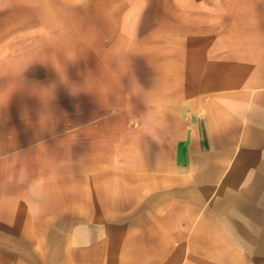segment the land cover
I'll list each match as a JSON object with an SVG mask.
<instances>
[{
    "label": "rangeland",
    "instance_id": "374dc122",
    "mask_svg": "<svg viewBox=\"0 0 264 264\" xmlns=\"http://www.w3.org/2000/svg\"><path fill=\"white\" fill-rule=\"evenodd\" d=\"M228 1L217 6L224 20L216 22L217 29L208 28L207 37L194 32L181 37L180 32L166 38L155 37L152 27L156 16L174 12L168 0H0V68L7 62L25 63L33 78L46 84L48 115L63 108L65 116L49 118V126L57 120L59 126H71L78 109L74 122L80 127L79 149L63 152L78 165L79 225L74 231L51 232L69 233L70 238L74 232L79 240H69L63 252L78 250L80 260L87 261L86 250L117 237L118 230L106 228L109 224L135 221L136 216L145 222L154 218L158 191L152 187H161L157 176L168 172L171 157L166 135L156 132V126L163 128L157 109L172 111L188 101L203 113L204 101L220 96L227 102L234 92L251 99L239 105L249 116L260 120L264 115V0H239L240 5ZM142 100L144 117L136 126L137 120L129 116L141 108ZM118 110L128 114L121 126L112 118ZM94 122L95 145L89 134ZM113 128L115 134L105 136L103 130ZM157 135L159 140H154ZM64 145L71 146V141ZM252 184H240L233 192L236 197L225 200L214 187L201 203L215 213L207 220L202 213L188 215V231L179 224L177 234L189 237L182 264H264V182L247 189ZM229 199L250 210L244 230L229 222L232 215L224 207ZM136 200L142 214L131 212ZM93 202L96 212L88 213ZM105 204L113 212L99 213ZM19 240L15 246H0V264H73L55 260V245L42 251ZM7 253L15 254V262L6 260ZM30 254V261L20 256Z\"/></svg>",
    "mask_w": 264,
    "mask_h": 264
},
{
    "label": "crops",
    "instance_id": "0c3cea01",
    "mask_svg": "<svg viewBox=\"0 0 264 264\" xmlns=\"http://www.w3.org/2000/svg\"><path fill=\"white\" fill-rule=\"evenodd\" d=\"M240 4L239 0L232 2V5ZM167 5L174 12L154 18L156 24L152 32L155 37L172 38L180 32L181 37L191 36L192 32L195 36L207 37V29H217L216 22L224 20L217 8L224 6V0H168ZM209 10L213 13L208 14ZM26 65L7 62L0 68L3 70L0 77V246H15L16 239L24 246L38 245L42 251L55 245V260L73 264H182L183 247L189 237L185 236L186 232L178 235V226L182 224L179 229L188 231V215L202 213V220H207L208 215L215 213L212 207H203L201 203V199L209 196V190L216 187L225 200L236 197L233 192L242 183H253L247 186L249 189L254 183L264 182V115L257 120L248 115V109L239 107L250 102L246 94L240 98V93L233 92L227 102L220 96L206 100L201 105L203 113L188 101L172 111L154 109L163 121V128L156 126V132L160 134L163 130L171 150L168 172L157 176L158 182H162L161 190L156 184L152 187L158 191V204H152L154 218L145 222L136 216L135 221L109 224L106 228L118 230L117 237L110 236L102 247L86 250L87 261L80 260L78 250L72 249L69 254L68 248L67 254L63 247L69 240L75 244L79 237H75L74 232L70 238L69 233L51 231H74L79 225L78 165L74 158L69 161L63 152L69 148L79 149L80 127L78 120L74 122L79 113L76 109L71 115V126L65 128L63 123L59 126L58 120L49 126V118L62 120L65 117L63 108L56 109L55 115H48L46 84L42 86L40 79L33 78ZM143 104L142 100L141 108L129 116L137 120L136 126L139 118L144 117ZM127 117L125 110H118L117 115L112 116L119 119L116 122L119 126ZM113 130L103 132L106 136L115 134ZM89 134L94 135L90 139L95 145V122L89 127ZM69 140L71 146L64 145ZM154 140H159L158 135ZM94 202L88 213L96 212ZM138 204L136 200L131 212L142 214L143 207ZM103 207L99 208V213L113 212L108 204ZM224 207L225 212L232 215L229 222L234 228L244 230L250 222L249 208L240 201L230 202V199ZM49 234L54 235V239L49 238ZM6 256L9 263L15 262V254L7 253ZM20 256L32 260L31 254Z\"/></svg>",
    "mask_w": 264,
    "mask_h": 264
}]
</instances>
